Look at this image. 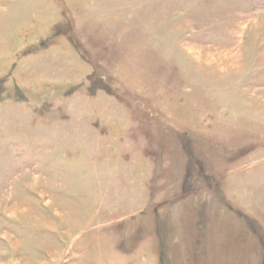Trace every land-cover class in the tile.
I'll return each mask as SVG.
<instances>
[{
    "label": "rangeland",
    "instance_id": "rangeland-1",
    "mask_svg": "<svg viewBox=\"0 0 264 264\" xmlns=\"http://www.w3.org/2000/svg\"><path fill=\"white\" fill-rule=\"evenodd\" d=\"M0 264H264V0H0Z\"/></svg>",
    "mask_w": 264,
    "mask_h": 264
}]
</instances>
